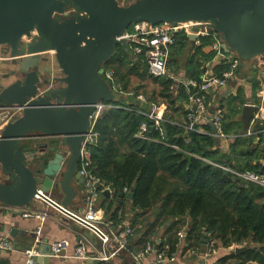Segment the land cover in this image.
Wrapping results in <instances>:
<instances>
[{"label": "water", "instance_id": "95a60500", "mask_svg": "<svg viewBox=\"0 0 264 264\" xmlns=\"http://www.w3.org/2000/svg\"><path fill=\"white\" fill-rule=\"evenodd\" d=\"M142 22L208 29L223 51L238 57L240 68L256 69L264 60V0H0L1 204L23 209L38 196L89 227L68 207L81 195L75 184L85 183L78 172L84 137L96 106L113 103L118 94L104 78L105 64L118 48L130 53L125 36ZM15 111L20 115L13 118ZM257 111L244 107L247 125ZM37 139L46 142L27 144ZM52 191L60 193V203L50 198ZM17 232L14 227L12 237ZM35 239L39 253L32 264H47L51 245ZM156 244L158 252L161 240Z\"/></svg>", "mask_w": 264, "mask_h": 264}, {"label": "trees", "instance_id": "16d2710c", "mask_svg": "<svg viewBox=\"0 0 264 264\" xmlns=\"http://www.w3.org/2000/svg\"><path fill=\"white\" fill-rule=\"evenodd\" d=\"M200 43L201 47H197L195 55L184 62L179 54L186 55L193 44L190 37L179 34L170 51L168 70L177 73L185 71L187 74L193 72L190 77L200 81L203 74L200 68L208 59L211 60V56L206 58L202 47L212 45L214 40L212 37L201 38ZM131 57L130 53L118 48L116 56L104 66L106 70L113 71L116 82L122 84L121 92L111 103L119 107L110 110L97 124L99 144L88 147L92 173L105 185L111 186L114 192L112 199L101 194L104 202H108L103 209L106 219L109 217L114 221L118 218L121 205H114L125 201V188L128 191L134 188L132 205L141 212L136 214L131 227L142 234L139 241L144 248L148 243L154 244L152 239L163 228L160 250L173 256L179 250L180 231L187 230L183 238L188 249H192L197 245L203 246L202 241L207 240L204 231L207 230L212 233L208 242L216 248L248 247L247 252L240 255L234 252L219 259L216 264H232L230 259H235V264H264V186L244 180L232 172L264 173V164L261 165L264 151L259 144L254 146V139L257 137L260 140L262 136L242 134L241 122L239 125L226 124L225 134L236 125L238 132L232 133L237 138L229 152L224 154L215 148L219 142L216 138L187 131L166 116L163 125L165 136H161L159 131L154 130L147 108L137 102L138 88L129 87L130 78L140 77L139 69L144 68L137 61L133 63ZM128 65L136 68L124 73V67L128 68ZM228 67L226 65L224 70ZM161 84L160 96L167 101L170 111L178 113L179 108L175 107L176 101L171 95L178 84L168 78L163 79ZM178 91L180 100L186 97L189 101L188 87L180 85ZM121 93L129 94L127 100L130 104L125 102ZM231 108L229 118L236 113ZM143 124L149 127L148 139L136 137ZM261 126L264 122H257L252 130L258 131ZM206 129L210 131L209 126ZM121 193L125 195L120 196ZM139 220L144 230L138 229Z\"/></svg>", "mask_w": 264, "mask_h": 264}, {"label": "crops", "instance_id": "0c3cea01", "mask_svg": "<svg viewBox=\"0 0 264 264\" xmlns=\"http://www.w3.org/2000/svg\"><path fill=\"white\" fill-rule=\"evenodd\" d=\"M208 37V36H207ZM193 47L188 50L186 55L181 56L179 54V58L184 60L188 59V57H191V55H195L196 50L201 47L200 45L195 44V40L190 39ZM198 47V48H197ZM203 53L207 56L208 59L207 62L212 61V68L213 73L217 76H220L223 72H225L226 64H219L217 60H215V53L213 52L211 44L206 45V47H202ZM214 53V55H213ZM178 58V59H179ZM140 63V62H139ZM144 68L147 69V67L141 63ZM225 65V66H224ZM206 63L204 66L200 68L201 71H203L202 76L204 75L206 71ZM228 66V65H227ZM191 67V66H190ZM190 68L188 69V71ZM168 73L170 75H173L176 79L173 80L172 78H169L170 80H173L176 85L174 89L172 90V98L176 101L175 107L179 108V112L175 114V112L172 110L170 111L168 109L167 101H165L160 96V103H157L155 100H151L147 98L148 104L141 102L137 100V102L140 104L141 107L145 106L149 109V114L154 113L155 111H158L159 114L163 116H166V119L169 121H173V124L185 128L188 124V118H186V115H188V112L190 110V100L187 101L186 97H183V100L179 99V91L178 86L181 85V87L185 86L187 87V84H189V81H197L196 79L191 78V74L193 72H190L187 74L185 71L182 72H175V71H169ZM149 74V73H148ZM263 72L260 68H240L236 74V77L232 80V82L226 86L225 88L218 89L211 93L209 96L210 102L212 104V107H221L225 111V123H224V129L226 124H240L242 123L241 132L242 134L247 131V129L250 127V125H247L244 122V119L242 117L244 107L246 105H255L257 108H260V103L262 101V98L260 99L259 92L261 90V84L263 83ZM201 76V77H202ZM163 78V77H162ZM256 87H258L256 89ZM137 89V88H136ZM135 89V90H136ZM140 89V88H139ZM182 90V88L180 89ZM140 93L138 91L137 98H140ZM125 97H127L129 94L121 93ZM159 94V92H158ZM152 95V94H150ZM156 95L154 92L153 97ZM155 99V98H154ZM127 104H130L129 100L125 101ZM210 107V108H212ZM234 108L233 111L236 113L232 115L231 118H229V109ZM212 111V110H211ZM108 113H106L104 116H106ZM255 114H259L255 113ZM103 116V117H104ZM264 116V115H263ZM171 117V118H169ZM264 117H262L261 120H256L254 125L257 122L263 123ZM261 125V124H260ZM210 127V131H207L206 127ZM3 128L0 127V130ZM197 128H200L204 133L202 135L211 136V132L213 131L212 126L210 122H203L200 123ZM264 129V126H261V129L258 131H262ZM237 125L233 126L231 132L227 133L228 135L236 136L232 133H237ZM165 136V133H164ZM213 137V136H212ZM215 138V137H214ZM36 139V138H34ZM219 142L218 145L215 147L216 149L220 150L221 153L227 154L230 150L231 143H224L222 140L216 138ZM46 142L45 140H30L27 142V144H30L32 142ZM256 144H259L261 149L264 151V136L262 135V138H255L254 139V146ZM264 164V159L261 160V165ZM2 177H0V180ZM75 187L79 189L81 195L80 198L77 200L72 201L69 204V208L72 211H75L79 215H85L86 212H88V205L86 204L85 198L87 195V192L85 191L84 186L78 187L77 184H75ZM128 195L129 193H125ZM125 195V196H126ZM112 196V195H111ZM110 196V197H111ZM50 198L53 199L55 202L60 203L62 200V197L60 193L56 191H52L50 194ZM109 199H112L109 198ZM105 203V204H104ZM108 203V202H107ZM107 203L104 202V199L101 197V194L95 201V209L96 210H103ZM120 206V212L118 214V218L116 220H109V217H105V219L110 222L111 228L115 232H121V230L126 229L127 227H131L132 222L135 220L136 214H139L141 211L136 210L133 208L132 200L127 199L125 197V201L121 204H116L115 206ZM37 213L41 214L44 219H39L35 216H31V218H26L24 215L27 213ZM141 219V218H140ZM138 229L144 230V227L141 226V220H139V224H137ZM17 228L20 230V232L16 233L17 235L12 237V229ZM132 228V227H131ZM133 229V228H132ZM163 228L159 230V233L156 237H154L152 240L154 241V245L156 246L157 241L161 240V234L163 233ZM22 232V234H21ZM182 232H184V237L187 235V230L183 229ZM133 229V235L128 239V247L126 249H123L117 255L110 257L107 261H97L96 258H100L104 254L108 255L110 254V251L105 250V246L102 245L100 239L88 228H84L82 225H80L75 220L71 219L68 216H65L60 211H58L56 208L48 205L43 200H35L31 204V206L23 209H16V208H10L8 206H5L0 203V234L3 236H8L12 241V248L13 250L6 253L0 252V264H25L26 262V252L28 250H31L35 244L36 234L38 235V239L41 241L42 247L46 248L45 246H50L53 243H56L58 241L66 240L70 242L71 249L69 253H72L74 248L82 242L84 246H87L88 248V258L86 260H77L72 258H63V257H56V256H50L49 262L47 264H134V253H140L144 248V245H142L141 241H139L141 233H136ZM203 246H195L192 249H188V245L185 243V238L180 239L179 241V250L176 253L175 257V264H216L219 259H222L224 257H229V255L234 253L233 246L229 249H224L222 247H214L212 243H209L208 240L202 241ZM150 244V243H148ZM236 247H243V246H237ZM245 247V246H244ZM247 248V247H246ZM193 251L195 252L193 254ZM247 252V251H246ZM235 254V253H234ZM156 258V253H151L147 255L146 258H144L141 261V264H154V260ZM232 264H235L237 261L235 259H230L229 261ZM44 264V263H43ZM138 264V263H137Z\"/></svg>", "mask_w": 264, "mask_h": 264}, {"label": "built area", "instance_id": "2783aa9c", "mask_svg": "<svg viewBox=\"0 0 264 264\" xmlns=\"http://www.w3.org/2000/svg\"><path fill=\"white\" fill-rule=\"evenodd\" d=\"M179 34H184L187 37H192L195 35V44L200 45V39L212 37L214 43L211 45L213 52L215 53V60L219 64L228 65V69L223 72L220 76H217L213 73L212 61L206 62V71L201 77L200 81H189L187 87L189 88V99L190 100V110L188 112V124L185 127L187 131H196L198 134H203L204 132L197 128L200 123L210 122L211 126L214 127V130L211 132V136L222 140L224 143H231L236 140L237 136L228 135L224 132V123H225V111L221 107H212L209 96L214 91L225 88L228 86L232 80L236 77L238 70L241 67L240 60L233 53H226L222 49L221 40L217 34L212 31L199 30L194 31L193 25H178V26H167L165 24H149L146 22L136 23L129 28L125 39L128 42V47L130 48L131 60L134 63H143L148 70V73L152 77L162 78L169 77L175 80L176 78L173 75L168 73V60L170 57V51L172 46L175 45L177 36ZM257 68H261L263 72L264 79V60L257 61ZM114 72L110 70H105L104 78L113 86L115 92H121V87L115 83ZM264 95L260 96L264 100ZM141 98V97H140ZM255 106V105H253ZM119 107V106H118ZM118 107L111 105V103L102 102L96 106L92 117H91V127L88 134L84 137L85 141L81 149V161L79 164L78 172L85 179L84 188L87 192L85 201L88 205V212L81 218L85 225L84 228H88L100 239L105 250L110 251V254H104L100 258H96L97 261H107L110 257L117 255L123 249L128 247V239L133 235V229L127 227L121 232H115L111 228L110 222L105 219V212L102 210L95 209V201L100 194L105 191L113 194L111 186L105 185L101 180L92 173L91 171V154L89 146H96L99 144L100 138L99 133L96 131L97 124L101 121L103 116L112 109H118ZM212 107V108H210ZM256 107V106H255ZM211 110L213 113H211ZM264 109L262 106L258 108L257 113L254 114V119L251 122L250 127L247 129L244 135L246 136H264V129L262 131H254L252 127L256 120H261L263 116ZM20 112V111H19ZM15 111L12 114L13 118H16L20 113ZM149 119L152 120L154 124V130L159 131L161 136H164L165 129L163 127L166 120L163 119V116L159 114L158 111H155L153 114L148 115ZM149 127L147 124L141 125L139 131L137 132L136 137L148 139ZM231 171V170H230ZM235 173L240 178L252 182L261 187L264 186V173L257 174L254 172L247 171L245 173ZM96 186H99V189H96ZM125 193H130L126 188L124 189ZM35 200H42L40 197H36ZM26 218H31L35 216L39 219H44L41 214L34 212L27 213L24 215ZM81 225V224H80ZM180 239H183L184 232L180 231L178 233ZM204 236L207 240L211 239L212 233L207 230L204 231ZM213 244V243H212ZM156 246L154 244H147L146 248L136 253L134 256V261L138 264H141V261L151 253H156V258L153 261L154 264H175V257L168 256L165 251L159 250L156 251ZM233 248H237L236 245ZM52 256L63 257V258H72L77 260H86L88 258V248L80 242L73 250L72 253H69L71 246L70 242L66 240L58 241L51 244ZM234 249V250H235ZM12 241L8 236H3L0 234V252L6 253L12 251ZM65 252V255L61 254ZM38 247L35 246L26 252V262L25 264H32L31 259L34 255H37ZM195 252L193 251V254Z\"/></svg>", "mask_w": 264, "mask_h": 264}, {"label": "rangeland", "instance_id": "374dc122", "mask_svg": "<svg viewBox=\"0 0 264 264\" xmlns=\"http://www.w3.org/2000/svg\"><path fill=\"white\" fill-rule=\"evenodd\" d=\"M121 2H124L125 4L129 3V2H133V0H120ZM136 68V67H135ZM134 67H131L128 65V68L124 67L123 72L127 73L129 72L131 69H135ZM138 69V68H137ZM141 76L137 77V76H133L132 78H130V89H136L138 88V91L141 92L140 96L141 98H137V100L144 102L146 104H148V100L147 98L151 99L152 101L155 100L157 103H160L159 99H160V93L162 91V84L161 81H163V79H166L167 77H163L160 78L159 80H156L154 77L152 78L147 72L146 69L142 68L139 69ZM122 72V73H123ZM115 80V78H114ZM118 80V79H117ZM263 83L261 84V90L259 92V94L264 95V79H262ZM115 83L117 85H119L120 87H122V84L118 81V83L115 80ZM140 88V89H139ZM154 92L156 93V95L153 97ZM159 92V94H158ZM152 94V95H150ZM260 95V96H261ZM133 96V95H132ZM264 97V96H263ZM155 98V99H154ZM128 97H125V100H127ZM260 107L262 106V108L264 109V100L262 99L261 103L259 104ZM143 108H147L146 105L143 106ZM147 110H149L147 108ZM153 114L150 113L148 115ZM263 115H264V111H263Z\"/></svg>", "mask_w": 264, "mask_h": 264}]
</instances>
